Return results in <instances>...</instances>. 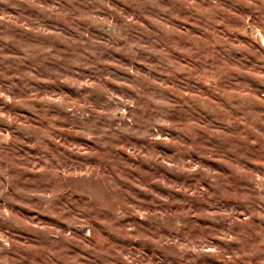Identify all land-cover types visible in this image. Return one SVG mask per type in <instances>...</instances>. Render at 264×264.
<instances>
[{
    "label": "rangeland",
    "instance_id": "obj_1",
    "mask_svg": "<svg viewBox=\"0 0 264 264\" xmlns=\"http://www.w3.org/2000/svg\"><path fill=\"white\" fill-rule=\"evenodd\" d=\"M0 264H264V0H0Z\"/></svg>",
    "mask_w": 264,
    "mask_h": 264
}]
</instances>
